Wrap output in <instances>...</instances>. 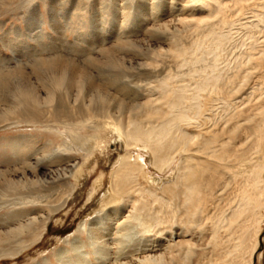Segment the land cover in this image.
Segmentation results:
<instances>
[{"label":"bare ground","instance_id":"6f19581e","mask_svg":"<svg viewBox=\"0 0 264 264\" xmlns=\"http://www.w3.org/2000/svg\"><path fill=\"white\" fill-rule=\"evenodd\" d=\"M14 1L0 0V11ZM150 1L154 0L137 2L145 15L146 37L126 41L116 48H105L101 51L102 57L88 61L89 65L59 53L35 60L28 67L19 65L0 71V125L23 122L34 128H45L60 141L65 140V128H71L66 134H70L81 153L80 161L76 162L71 157L74 148H66V142H61L64 145L56 150L48 148L51 145L48 142L38 160L0 171V211H3L0 214V257L18 255L42 238L47 221L68 203L92 159L106 151L104 135L110 133L117 138L108 141L116 152L112 153L115 161L109 168V187L100 197L96 215L80 225L95 255L98 254L94 249L96 244L107 245V235L109 238L112 230L117 229H113L116 225L113 219L120 216L119 211H124L118 207L112 209V205L120 201L118 192L128 194L138 180H143L148 188L158 187L167 196L168 199L161 201L154 198V192L150 193L166 208L164 214L169 209L179 216L183 229L176 233L173 224L162 241L140 237L133 244H129L130 239L126 243L125 238L130 236L121 235L114 239L118 242L115 245L118 256L111 263L108 259L110 264H211L213 256L217 264H253L264 226V172L262 167L257 170L253 165L248 175L239 178L237 170L264 144V97L242 107L238 105L231 112L228 101L242 93L245 80L260 67L262 73L260 71L258 81L260 86L264 85V49L257 52L255 45L245 49L238 56L242 60H237L230 75L224 56L225 33L230 35L234 22L232 14L242 15L250 2L264 10V0H167L164 11L155 1L150 4V12L163 13V19H158L157 24H153L154 20L146 12ZM110 2L114 5L122 2L119 9L127 8L124 0ZM121 52L132 56L125 57ZM164 69L169 71L160 82L163 94L156 101L130 104L109 92V88L122 84L135 73L163 75ZM169 82L176 86L172 87ZM118 89L122 91L123 84ZM262 94L264 96V92ZM216 113L222 121L214 120L215 126L210 128ZM83 130L94 134L86 137ZM27 144L34 148V143L27 140L24 145L15 144L17 153H22ZM247 144L249 148L245 149ZM132 149L149 156V164L157 172L170 171L168 184L150 174L140 153L136 157L121 153ZM36 152L33 151L32 157L38 154ZM140 160L141 163L137 162ZM42 163H45L44 170ZM105 179L102 175L95 181L88 199L104 191ZM68 180L71 182L65 194ZM56 185L64 187L56 199L62 203L48 215H39L40 194L54 190ZM137 208L135 218L144 233L152 236V227L146 223L153 220L155 212L146 204ZM129 218L130 214L124 215L118 224L126 232L131 230ZM251 239L254 240L252 246L249 245ZM72 244L74 259H69L68 250L60 249L58 263L88 262L89 255L81 251L84 244L79 239H74ZM7 247L9 251L5 250Z\"/></svg>","mask_w":264,"mask_h":264},{"label":"rangeland","instance_id":"374dc122","mask_svg":"<svg viewBox=\"0 0 264 264\" xmlns=\"http://www.w3.org/2000/svg\"><path fill=\"white\" fill-rule=\"evenodd\" d=\"M139 1L140 0H124L123 4H125L127 8L122 10L119 9V6L120 4L122 5V2H119L118 6L112 4L110 0H103V2L101 0H15L14 4L7 7L3 11H0V71L8 67L13 68L19 65L28 67L31 65V63H34L35 60L52 57L58 55L59 53L60 55H64L66 58L73 59L78 63L89 65L88 61L102 57L101 51H105V48H116V46H121V44L125 43L126 41L131 40L132 42H135L143 37H146V30L148 27L146 26L145 22H143L145 15L138 7L137 2L139 3ZM155 1L161 5V11H164V5L167 4V0H154L148 3L146 12L147 15H150V17H152L154 20L155 23L153 24H157L163 19L162 12L161 14H155L156 17L153 15L152 11L150 12V4ZM168 2H170V0H168ZM228 3L232 4L230 1ZM28 4L31 5L32 9ZM250 4L251 5L248 4V6H246L242 15L234 16L235 13L232 14L234 22L232 24L233 26L231 25V30L229 29L230 35L228 36V34L225 33L227 36V43L225 45L226 55L224 56V64L226 69L229 71V75L235 70L236 62L240 58L238 56H240V54L243 53L245 49L254 45L255 51L257 52L264 49V10L262 7L260 8L255 6L253 2H250ZM20 5L22 6L19 7ZM27 6L29 10L27 9ZM194 8H199V5H194ZM36 10H38V17L40 18V21L37 19ZM153 20L151 22H153ZM120 54L125 57L132 56L128 52H121ZM136 60H138V58H136ZM244 61L245 60H243V62ZM261 69L262 68L260 67V70L256 71L255 75H252L250 79L245 80L244 90L238 95L239 97L237 96V98L228 101V104L230 105V112L233 111L234 107H238V105L242 107L248 102H253L258 100L259 97H264L262 94L264 92V85L260 86V80L258 81V75L260 76L262 73ZM168 71L169 69H164L162 73L163 75H160L159 73L155 74L154 72H151L150 75H139L138 73L137 75L135 73L131 75V77L122 81V91L118 89L122 84L116 83L119 86L117 85L115 87L113 86L109 88V92L130 104L145 103L150 100L156 101L163 94V89L160 86V82L162 81L165 72L168 73ZM171 71H174V69ZM93 73L97 75V71H94ZM169 83L172 87L176 86L173 82ZM227 99L230 98L228 97ZM215 117L212 118L210 128L213 127L214 120H221L217 113ZM10 126L0 125V171L7 169L13 170V168L15 169L16 166L26 165L28 161H34V159L38 160V158L42 157L45 153L46 147H44V145L48 142L51 144L48 148L55 150L61 148V146L64 145L62 143L66 142V148H74L75 153H72L71 157L76 159V162L80 161L81 159V153L77 150L75 143H73L70 137V134H66L68 133L67 130L69 128H65V140L61 139L60 141V138L54 134L48 133L45 128H34L33 125H28L23 122ZM61 129L62 128H59V130L63 132L64 130ZM82 134L87 137L94 133H91V131L88 130L87 132L83 130ZM104 137H107V144L105 145L106 151L101 152L100 157L92 159V163H90L86 168L84 179L81 181L75 193L70 197L68 203L64 207L58 209L55 214L51 215L47 221L45 230L43 231L45 234H43L42 238L30 245V248L28 247V249H24L25 251H22L23 253L20 252L18 255L15 254L13 256L11 254L12 256L6 255L4 257H0V264H59L57 256L60 252V249L61 251L68 250L67 255L69 256V259H74L72 251V242L74 239H79L84 244L81 251L89 255V258L87 257L88 262L85 264H100V260L101 263H104L108 259H110L108 261L111 263V261H113L118 256V253H116L118 248L116 246L118 242L116 240L118 239L117 237L120 238L121 235L130 236V238H125L127 240L126 243H129L128 241L130 239L131 242L129 244H133L134 242H137L140 237L147 239L152 238L153 241H162L161 239L168 235L169 228L173 224V230L176 233H179L180 230L183 229V223L180 225L181 221L179 220V216L176 217L175 214L169 212V209H167L168 213L164 214L166 208H164L161 203L159 204V202L155 200L161 199L162 201V199H168L165 194L161 193L160 188H148L143 180H138L136 183L137 186H135V184L132 187V193L129 192L127 194L125 191L118 192L120 201L118 200L119 202H116L117 204L112 205V209H116L118 207L124 210L122 213L119 211L118 215L120 216H117L113 219L114 222H116V225L121 223L122 217L124 215L126 216L127 214H130V221L128 220V223L130 224L129 226H131V230L126 232L124 229H122L121 225H113V229H116V227L117 229L112 230L111 236L109 238L107 235L106 239L108 241V246L104 245L103 243L96 244L97 247L95 246L94 249H97L96 252L98 254H94L93 247H90L91 243L87 237L86 231H84V229H80V225L84 223V221L93 218L96 215L100 207V204H98L100 197L109 187V168L113 166L115 161V155L113 156L112 153L116 152L111 149V143L108 141L116 139L117 136L106 133ZM27 140L34 143V148L27 144L28 146L25 147L22 153H17L18 149L15 147V144L24 145ZM247 148H249L248 144L245 145V149ZM34 150H37L36 153L38 154H36L37 156L34 155L35 157H32ZM121 153H128L133 157H136L140 153L139 155L146 164L150 174L160 178L161 181L168 184L171 172L169 171L165 174L154 170L149 164V156H147L143 151L141 152L139 150L132 149L128 152L127 150L122 151ZM137 162L141 163L142 161L140 160ZM44 164L45 163H42L41 165L43 166ZM251 167L257 170L259 167H262L264 172V144L260 148L256 149V154L251 158V160L241 163L239 170L236 169L238 171L239 178H243V176L248 175L249 171L253 169ZM231 169L235 170L233 167H231ZM42 170H44V166ZM102 175H105L106 177L104 181V191L93 197V199H88L93 184ZM70 182V180L65 182V194L68 191L67 188ZM55 188L58 190H55ZM55 188L50 192L43 191L40 194L42 201L40 202V206L37 208L40 210L39 215H48L51 210H54L56 207L58 208V205L62 203V201L60 202L56 199H58V195L64 190V187L62 185L61 187L60 185H56ZM153 192V196H156L154 197L155 199L152 198L153 196H150V193ZM52 193H54V196ZM128 196H130V198H128L130 200L127 199ZM157 196L160 197L157 198ZM143 204L151 207L156 214V216H154V218L156 217L155 219L153 218L151 222L149 221L146 223L147 226L150 225L152 227V231L154 232L151 234L152 236H148L144 233L142 225L135 218L138 212L137 207ZM51 205H53V207ZM172 208L174 207L172 206ZM30 211L28 214L31 212L34 213V211ZM1 213L3 214V211H0V214ZM155 225L158 226L160 230ZM160 233H162V236ZM260 238H262V241L260 240V245L258 246V250L255 254L257 258L255 264H264V226L262 227ZM253 243L254 240L251 239L249 245L252 246ZM110 246L111 249H109ZM9 248L7 247L5 250L9 251ZM107 252L108 256L111 255L110 258L108 256V258L105 257ZM212 258L211 264L214 262L217 264L215 256ZM96 259L99 260L97 261ZM108 261L106 264H110ZM75 262L76 260L73 261V263Z\"/></svg>","mask_w":264,"mask_h":264},{"label":"water","instance_id":"95a60500","mask_svg":"<svg viewBox=\"0 0 264 264\" xmlns=\"http://www.w3.org/2000/svg\"><path fill=\"white\" fill-rule=\"evenodd\" d=\"M255 263H256V256L253 257V264H255Z\"/></svg>","mask_w":264,"mask_h":264}]
</instances>
